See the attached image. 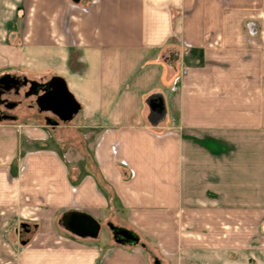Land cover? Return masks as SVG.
I'll return each instance as SVG.
<instances>
[{"label": "crops", "instance_id": "obj_1", "mask_svg": "<svg viewBox=\"0 0 264 264\" xmlns=\"http://www.w3.org/2000/svg\"><path fill=\"white\" fill-rule=\"evenodd\" d=\"M19 70L65 78L89 151L71 174L41 126L0 125V264H264V0H0Z\"/></svg>", "mask_w": 264, "mask_h": 264}, {"label": "rangeland", "instance_id": "obj_2", "mask_svg": "<svg viewBox=\"0 0 264 264\" xmlns=\"http://www.w3.org/2000/svg\"><path fill=\"white\" fill-rule=\"evenodd\" d=\"M21 71H17V74H5L0 75V84L4 81L10 82V80L14 78L28 77L29 79L36 80H48L50 75H46L45 77H36L34 75H21ZM25 88L20 89V93L17 95L14 93V89L4 90L2 86H0V99H2V103H0V111L1 114H5L4 116H0V125H15L18 130V134L20 133V139L22 143V147L25 144H28L27 134L25 133L28 126H41L46 130L48 134L47 142L49 146L55 147L58 150V153L67 161V165L69 166L70 173H73L74 164L82 162L80 157L82 153L87 154L89 151V140H88V129L87 128H79L76 126L77 118L75 116L70 121H61L57 117L53 116L49 112H40L38 106L35 102L34 96H25L24 95ZM12 102L15 101L17 104L15 106L6 107L4 102ZM49 115L51 118L59 120L57 125L47 122L45 116ZM33 144V142H30ZM82 152V153H81ZM21 223V222H20ZM102 224V223H101ZM120 226L119 224H115ZM18 228H21L20 224H17ZM257 235H258V246L264 247V225L257 224ZM110 230L106 224L102 225L100 237L102 238L100 241L102 243H109L111 239ZM26 234H23L21 238H24ZM141 242V239H140ZM155 264V260L154 263Z\"/></svg>", "mask_w": 264, "mask_h": 264}, {"label": "water", "instance_id": "obj_3", "mask_svg": "<svg viewBox=\"0 0 264 264\" xmlns=\"http://www.w3.org/2000/svg\"><path fill=\"white\" fill-rule=\"evenodd\" d=\"M45 92L37 97V105L42 111H52L61 121H70L82 106L62 76L54 75L45 84ZM5 117V116H4ZM52 123H58L57 120ZM61 225L70 233L81 238H97L101 230L100 221L86 211L69 210L62 214ZM114 239L119 244H138L140 236L127 227L108 224Z\"/></svg>", "mask_w": 264, "mask_h": 264}, {"label": "flooded vegetation", "instance_id": "obj_4", "mask_svg": "<svg viewBox=\"0 0 264 264\" xmlns=\"http://www.w3.org/2000/svg\"><path fill=\"white\" fill-rule=\"evenodd\" d=\"M48 80H34V79H29L28 77H23L22 79L14 78V79L10 80V82L4 81L2 84H0V86H2L3 89L6 91L10 90V89H14V93L17 95L20 93V89L24 87L25 88L24 95L25 96H30V95L34 96L35 102L37 104V97L40 94L45 92V89L47 87L45 84ZM3 102L6 105V107H9V106L12 107V106H15L17 104V102H15V101H12L10 103L5 102V101H3ZM0 103H2V99H0ZM38 109L40 112H49L53 116H55L59 119V117L56 114H54L52 111H42V110H40L39 106H38ZM4 115L5 114H1V111H0V116H4ZM45 118H46L47 122H49V123H52V121L57 120V118L53 119L49 115H46ZM59 120H57V121L59 122ZM52 124L56 125L57 123L56 124L52 123Z\"/></svg>", "mask_w": 264, "mask_h": 264}]
</instances>
